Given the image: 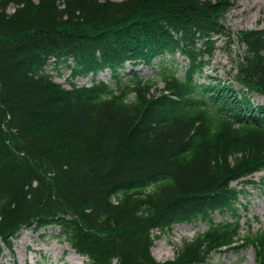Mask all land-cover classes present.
Segmentation results:
<instances>
[{
	"label": "trees",
	"instance_id": "obj_1",
	"mask_svg": "<svg viewBox=\"0 0 264 264\" xmlns=\"http://www.w3.org/2000/svg\"><path fill=\"white\" fill-rule=\"evenodd\" d=\"M232 3L0 0V238L8 247L23 226L52 225L91 264H202L249 246L264 264V229L241 234L248 188L231 185L264 168V103L254 101L264 96V29L237 33L246 48L226 80L200 79L214 34L232 49ZM51 55L74 57L73 77L110 68L112 80L65 89L44 69ZM127 61L154 72L122 73ZM218 213L228 217L215 221ZM198 220L208 228L175 258L154 257L155 230Z\"/></svg>",
	"mask_w": 264,
	"mask_h": 264
},
{
	"label": "rangeland",
	"instance_id": "obj_2",
	"mask_svg": "<svg viewBox=\"0 0 264 264\" xmlns=\"http://www.w3.org/2000/svg\"><path fill=\"white\" fill-rule=\"evenodd\" d=\"M12 8V7H11ZM10 8V9H11ZM227 24L234 31L264 27V0H237L236 3L226 13ZM225 39L222 38L217 44L220 46L216 50V54L212 63L207 67V73L216 75L220 74L226 78L225 71L232 66V55L225 49ZM234 50L238 49V43L233 44ZM183 57L180 61L183 62ZM137 69L143 73L153 72L151 66L139 65ZM179 73H183L180 71ZM109 73H104L103 76L109 77ZM68 74L55 76L59 82H65ZM82 79V80H81ZM82 82H89V77L81 78ZM205 78L202 76V80ZM163 86V83H160ZM257 103L264 102L262 96H256ZM257 181L258 188H250L248 199L250 200L249 212L247 217H243L244 228L242 233L246 234L248 228L246 225H251V231L255 232L259 229H264V170L252 176ZM237 184V182H234ZM260 184H263L260 186ZM225 216L217 214L216 221L222 220ZM208 226L207 222L194 223H178L171 228L161 232L154 231L156 241L151 248L153 255L159 260L173 259L180 245L185 240H190L199 231H203ZM24 239H21V238ZM26 242V244H25ZM73 248L60 235L59 228L46 227L42 229H32L25 227L22 229L18 238L14 240V250H9L6 246L0 249V264H12L13 260H17L20 264H90L88 257L86 261L74 260L71 253ZM75 251V250H74ZM253 247L249 246L246 249L229 251L225 253H213L204 264H257Z\"/></svg>",
	"mask_w": 264,
	"mask_h": 264
},
{
	"label": "bare ground",
	"instance_id": "obj_3",
	"mask_svg": "<svg viewBox=\"0 0 264 264\" xmlns=\"http://www.w3.org/2000/svg\"><path fill=\"white\" fill-rule=\"evenodd\" d=\"M21 239H24V238L22 237ZM25 244H26V242H25ZM71 253L73 254V259L74 260L79 259V260H82V261H86L85 257L77 254L74 250H71Z\"/></svg>",
	"mask_w": 264,
	"mask_h": 264
}]
</instances>
